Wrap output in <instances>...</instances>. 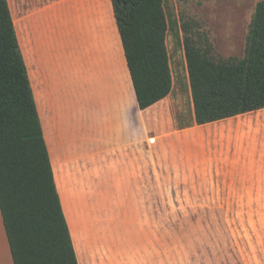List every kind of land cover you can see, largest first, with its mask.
Wrapping results in <instances>:
<instances>
[{"label": "crops", "instance_id": "obj_1", "mask_svg": "<svg viewBox=\"0 0 264 264\" xmlns=\"http://www.w3.org/2000/svg\"><path fill=\"white\" fill-rule=\"evenodd\" d=\"M43 10L55 26L38 63L26 62L80 264H163L170 170L193 184L264 193V108L199 125L189 77L173 68L172 92L141 109L112 0ZM71 40L82 60L62 65L59 86L48 66ZM0 264H14L1 209Z\"/></svg>", "mask_w": 264, "mask_h": 264}, {"label": "trees", "instance_id": "obj_2", "mask_svg": "<svg viewBox=\"0 0 264 264\" xmlns=\"http://www.w3.org/2000/svg\"><path fill=\"white\" fill-rule=\"evenodd\" d=\"M141 109L173 90L166 0H112ZM171 26V27H170ZM199 125L264 108V0L242 59L219 58L183 25ZM0 209L14 264H80L9 0H0Z\"/></svg>", "mask_w": 264, "mask_h": 264}, {"label": "rangeland", "instance_id": "obj_3", "mask_svg": "<svg viewBox=\"0 0 264 264\" xmlns=\"http://www.w3.org/2000/svg\"><path fill=\"white\" fill-rule=\"evenodd\" d=\"M54 1L9 0L19 41L31 66L43 54L48 24L55 26L47 22L43 10ZM259 1L166 0L172 23L167 43L175 72L189 77L183 25L191 33L207 34L217 59L244 58ZM74 49L76 45L71 40L65 58L61 56L64 50L57 52L54 68L48 66L59 86L66 80L62 65L66 68L79 56ZM45 62L47 65L46 59ZM54 98L59 99L51 97ZM191 181L184 179L180 170H170L169 192L163 194L168 201V208L162 210L168 218L163 230V249L168 253L163 264H264V193L227 192L224 186Z\"/></svg>", "mask_w": 264, "mask_h": 264}]
</instances>
